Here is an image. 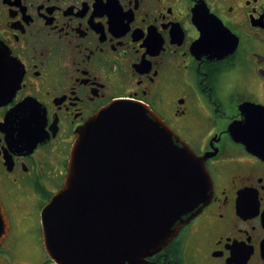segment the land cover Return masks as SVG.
<instances>
[{
    "label": "flooded vegetation",
    "instance_id": "1",
    "mask_svg": "<svg viewBox=\"0 0 264 264\" xmlns=\"http://www.w3.org/2000/svg\"><path fill=\"white\" fill-rule=\"evenodd\" d=\"M0 53L20 77L0 85V264H55L40 211L76 132L124 99L203 156L213 183L144 264H264V0H0Z\"/></svg>",
    "mask_w": 264,
    "mask_h": 264
},
{
    "label": "water",
    "instance_id": "2",
    "mask_svg": "<svg viewBox=\"0 0 264 264\" xmlns=\"http://www.w3.org/2000/svg\"><path fill=\"white\" fill-rule=\"evenodd\" d=\"M0 61V85L11 94L20 77L8 54ZM75 136L63 184L40 211L42 245L55 264H144L212 196L204 157L139 102L113 101ZM8 232L0 203V244Z\"/></svg>",
    "mask_w": 264,
    "mask_h": 264
},
{
    "label": "rangeland",
    "instance_id": "3",
    "mask_svg": "<svg viewBox=\"0 0 264 264\" xmlns=\"http://www.w3.org/2000/svg\"><path fill=\"white\" fill-rule=\"evenodd\" d=\"M32 250H33V249H32ZM33 252H34V253H33V255H35V254H36V255H38V254H39V251H38V249H37V250H35V248H34ZM41 253H42V250H41Z\"/></svg>",
    "mask_w": 264,
    "mask_h": 264
}]
</instances>
